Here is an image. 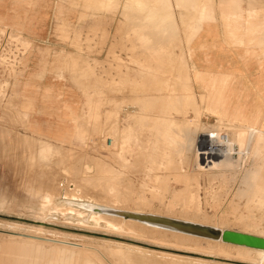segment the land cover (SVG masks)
<instances>
[{"label": "rangeland", "instance_id": "rangeland-1", "mask_svg": "<svg viewBox=\"0 0 264 264\" xmlns=\"http://www.w3.org/2000/svg\"><path fill=\"white\" fill-rule=\"evenodd\" d=\"M0 16V264H63L79 250L83 264H258L211 254L204 241L113 228L97 217L105 214L89 217L60 201L94 199L264 230V130L239 117L210 116L214 98L193 93L189 67L191 43L208 21L244 24L263 46L264 0H0ZM212 130L239 135L236 151L247 147L250 130L254 140L243 158L232 154L234 161L200 157L197 145ZM62 131L73 132L72 140L56 139ZM45 140L63 160L52 152L39 158ZM46 193L55 198L42 210Z\"/></svg>", "mask_w": 264, "mask_h": 264}, {"label": "bare ground", "instance_id": "bare-ground-1", "mask_svg": "<svg viewBox=\"0 0 264 264\" xmlns=\"http://www.w3.org/2000/svg\"><path fill=\"white\" fill-rule=\"evenodd\" d=\"M171 3V2H170ZM172 5V4H171ZM247 5V4H246ZM33 6H34V4H33ZM174 5H172V7H173ZM175 7V6H174ZM232 8V7H231ZM118 9V8H117ZM237 11H238V9H236ZM244 10V9H243ZM124 11V10H123ZM137 12V11H136ZM122 14V13H121ZM141 14V13H140ZM131 15V14H130ZM141 15H143V14H141ZM140 15V16H141ZM1 18V17H0ZM141 18H143V17H141ZM121 19V18H120ZM148 19V18H147ZM134 20H135V18H134ZM138 20V19H137ZM153 19H151V21H152ZM155 21L157 20V18L156 19H154ZM173 20V19H172ZM144 22H148V27H149V24L151 23L152 24V26H154L155 24H157V23H155V24H153L152 22H150V21H145V19H144ZM144 22L143 23H138L137 22V24H135V25H138V24H144ZM157 22V21H156ZM165 23V22H164ZM177 23V22H176ZM134 24H132V25H134ZM201 24V23H200ZM134 25V26H135ZM146 25H147V23H146ZM166 25V24H165ZM142 26V25H141ZM162 26H164V25H162ZM128 27V26H127ZM147 26H146V28H148ZM155 27V26H154ZM159 27H161V24H160V26ZM165 27V26H164ZM163 27V28H164ZM2 28V27H1ZM0 28V29H1ZM153 28V27H152ZM165 28H168V27H165ZM163 29V30H167V29ZM170 28H171V26H170ZM16 29V28H15ZM130 29V28H129ZM158 29V31L157 32H159V30H162V29H160V28H157ZM156 29V30H157ZM169 29V28H168ZM19 30V29H18ZM148 30V29H147ZM147 30H145V31H147ZM149 30H155V29H150L149 28ZM155 30V31H156ZM170 30V29H169ZM168 30V32H170ZM175 30V29H174ZM193 30H196L195 28H193ZM21 31V30H20ZM144 32V31H143ZM162 32H165V31H162ZM17 33V32H16ZM145 33V32H144ZM149 33V34H148ZM151 33H153L152 31H151ZM160 33V32H159ZM20 34V33H19ZM19 34H17V35H19ZM30 34V33H29ZM124 34V33H123ZM146 34H148V35H150V36H152V34H150V32H147ZM170 34H172L171 32H170ZM16 35V36H17ZM21 35V34H20ZM262 35V34H261ZM22 38V37H21ZM23 38L25 39V36H23ZM170 40H171V38L172 37H168ZM28 40V39H27ZM11 41V40H10ZM156 41V40H155ZM159 41H162L161 39L159 40ZM16 42V41H15ZM153 42V41H152ZM165 42V41H164ZM84 43V42H83ZM152 44V43H151ZM151 44L150 45H148V47H151ZM154 44V43H153ZM164 44V43H163ZM4 45V44H3ZM156 45V44H155ZM153 46V45H152ZM147 47V46H146ZM3 48V47H2ZM15 48V47H14ZM64 48V47H63ZM50 52V51H49ZM112 55V54H111ZM126 55V54H125ZM56 56V55H55ZM42 57V56H41ZM87 57V56H86ZM112 57V56H111ZM48 59V58H47ZM58 63V62H57ZM76 63V62H75ZM75 63H73V64H75ZM76 65V64H75ZM74 65V66H75ZM140 65H142V64H140ZM63 68V67H62ZM143 68H144V66H143ZM14 70V69H13ZM21 71V70H20ZM150 71V70H149ZM57 73V72H56ZM55 73V74H56ZM59 73H61V72H59ZM59 73H58V75H59ZM71 74V73H70ZM63 75V74H62ZM102 76V75H101ZM72 77V76H71ZM65 78V77H64ZM199 78V77H198ZM190 79V78H189ZM73 82V81H72ZM188 82V81H187ZM190 82V81H189ZM73 93V92H72ZM192 94V93H191ZM191 94H189L190 96H191ZM186 100H188V99H186ZM188 102V101H187ZM6 104V103H5ZM220 104V103H219ZM74 106V105H73ZM132 107V106H131ZM8 108V107H7ZM128 108V107H127ZM4 109V108H3ZM215 110V109H214ZM8 112V111H7ZM216 112V111H215ZM121 113V112H120ZM17 114V113H16ZM76 115V114H75ZM10 116H12V115H10ZM17 116H19V115H17ZM27 116V115H26ZM177 119V118H176ZM220 119V118H219ZM6 120V119H5ZM175 120V119H174ZM173 120V121H174ZM179 120V119H178ZM172 121V122H173ZM186 121V120H185ZM12 122V121H11ZM180 122V121H179ZM175 123H177V122H175ZM16 124V123H15ZM178 124V123H177ZM177 124H174V125H177ZM223 124V123H222ZM170 125H172V124H170ZM233 125V124H232ZM169 126V125H168ZM178 126H180V125H177V126H173L175 129L176 128H179ZM2 127V126H1ZM129 127V126H128ZM127 127V128H128ZM172 126H170V128H168L169 129V132L168 133H171L170 132V129H172L171 128ZM4 128V127H3ZM7 128V127H6ZM129 129V131H130V128H128ZM202 129V128H201ZM3 130V129H2ZM7 130V129H6ZM179 130H181V129H178V132H179ZM218 130H220V129H218ZM246 130V129H245ZM5 131V130H4ZM14 131V130H13ZM13 131H11V135H12V132ZM129 131H128V134H129ZM175 131V132H174ZM232 131V130H231ZM252 130H250L249 132H248V134L246 135V136H244V137H246V140H247V143H246V145L245 146H247V147H241L239 150H235L234 149V145L235 144H237L238 145V143L236 142H234V138H237V137H239V135L238 136H236V135H234L233 133H232V135H228V139H225V138H222V136H221V133H219L217 130H212V131H208L207 133H205V135L202 133V135H204L203 137H202V140H201V143H200V145H201V147L204 149V150H202V152L200 153V157H202L203 155H207L209 158H210V156H213V157H215L217 160H221V159H224V158H228V159H230V160H232V161H234L233 160V157H232V154L236 151L238 154H241L240 156H241V158H243V156H244V154L246 153V151H245V149H247L248 148V146H250V144L251 143H253V140H254V134H253V131L251 132ZM173 132L174 133H177L176 132V130H173ZM234 132V131H233ZM245 132V131H244ZM174 133H172V134H174ZM198 133V132H197ZM236 133H238V132H236ZM128 134L127 133H125L124 134V136L125 137H127L128 136ZM165 134H167V133H165ZM239 134V133H238ZM7 135V134H6ZM176 135V134H175ZM195 135V134H194ZM9 136H10V134H9ZM174 135H170V136H167V137H173ZM197 136H198V134H197ZM236 136V137H235ZM10 137H12V136H10ZM19 137H22V136H19ZM256 137V136H255ZM7 138V137H6ZM9 138V137H8ZM25 138V137H24ZM198 138V137H197ZM240 138V137H239ZM257 138V137H256ZM173 139V138H172ZM174 139H175V137H174ZM9 140V139H8ZM12 140V139H11ZM17 140V139H16ZM24 141H25V139H23ZM36 140V139H35ZM40 140H42V139H40ZM58 140H62V139H58ZM7 141V140H6ZM20 141V140H19ZM39 141V140H38ZM37 141V142H38ZM46 141V140H45ZM169 141H171V140H169ZM236 141V140H235ZM240 141H242L243 142V140H241L240 139ZM21 142V141H20ZM26 142V144H27V140L25 141ZM61 142V141H60ZM171 142H173V141H171ZM226 143V146L225 147H223L222 145H221V143ZM31 143V142H30ZM29 143V144H30ZM32 143H35V141L33 142L32 141ZM39 144H41L40 142H38ZM6 144V143H5ZM35 146H37V144H35ZM53 146H55L54 144H51V142H45L44 144L42 143V145H40V152H39V150L37 151V154H38V152H39V158H40V153H41V155L43 156V155H48V154H50L52 151V148H54L55 149V152H57V151H59L60 152V150L58 149L59 148V146L57 147V151H56V147H53ZM57 146V145H56ZM61 146V145H60ZM239 146V145H238ZM6 147H7V145H6ZM52 147V148H51ZM29 148H31V147H29ZM62 149H63V147H61ZM193 148V147H192ZM201 148V149H202ZM245 148V149H244ZM53 149V150H54ZM70 149V148H69ZM72 149V148H71ZM70 149V150H71ZM193 149H195V148H193ZM243 149V150H242ZM64 150V149H63ZM65 150H68V149H65ZM85 150V149H84ZM162 150H163V148H162ZM23 151V150H22ZM21 151V152H22ZM62 151V150H61ZM69 151V150H68ZM73 151H74V149H73ZM72 150L70 151V152H73ZM114 151H116V149L114 150ZM118 151V150H117ZM165 151V150H164ZM169 151V150H168ZM181 151V150H180ZM20 152V151H19ZM59 152H57L58 154H59ZM66 153H67V151H65ZM65 152H64V154H65ZM162 151H160V153H161ZM170 152V151H169ZM168 152V153H169ZM179 152V151H178ZM63 153V152H62ZM184 153V152H183ZM190 153V152H189ZM52 154H53V152H52ZM51 154V155H52ZM162 154V153H161ZM167 154V153H166ZM172 154V153H171ZM176 154H178V153H176ZM53 155H55V157H59V155L58 156H56V154H53ZM61 155V154H60ZM69 155H76L75 153L74 154H69ZM87 155V154H86ZM101 155V154H100ZM169 155H170V153H169ZM169 155H167L168 156V158H169ZM183 155V154H182ZM181 155V156H182ZM31 156V155H30ZM41 156V157H42ZM65 156V155H64ZM63 156V154H62V157H64ZM163 156V155H162ZM165 156V155H164ZM177 156V155H176ZM246 156V155H245ZM45 157V156H44ZM54 157V156H53ZM65 157H67V156H65ZM64 157V161H66L67 159H70V157H68L67 159ZM172 157H174V156H172ZM172 157H170V159L172 158ZM178 157V156H177ZM61 160H63L62 158H61V156L59 157ZM75 159L77 158V157H74ZM165 158H167V157H165ZM179 158V157H178ZM194 158V157H193ZM29 159V158H28ZM38 159V158H37ZM36 159V160H37ZM44 158H42V159H39L40 161L41 160H43ZM49 159V158H48ZM79 159V158H78ZM83 159V158H82ZM170 159H168V160H170ZM47 160V159H46ZM60 160V161H61ZM74 160V159H73ZM196 160H197V158H196ZM49 161V160H48ZM51 161V160H50ZM89 161V160H88ZM198 161V160H197ZM200 161V160H199ZM198 161V162H199ZM214 161V160H213ZM227 161V160H226ZM34 162V161H33ZM68 162V161H67ZM66 162V163H67ZM169 162H171V161H167V164L169 163ZM195 162V161H194ZM201 162V161H200ZM40 163V162H39ZM41 163H42V161H41ZM61 163V162H60ZM64 163V162H63ZM147 163V162H146ZM173 163V162H172ZM171 163V164H172ZM176 163H178V160L176 161ZM50 164H51V162H50ZM50 164H46V165H50ZM201 164V163H200ZM203 164V163H202ZM228 164H230V163H228ZM231 164H234V163H231ZM238 164V163H237ZM245 164V163H244ZM39 165V164H38ZM42 165V164H41ZM43 165H44V163H43ZM63 165V164H62ZM64 165H66V164H64ZM45 166V165H44ZM111 166V165H110ZM180 166V165H179ZM227 166H229V165H227ZM234 166V165H233ZM46 167H49V166H46ZM67 167L68 166H66V171H67ZM79 167V166H78ZM87 169H90V166L89 165H87V166H85ZM95 167V166H94ZM202 167V166H201ZM211 167V166H210ZM251 167V166H250ZM253 167V166H252ZM41 168H44V167H41ZM40 168V169H41ZM65 168V167H64ZM63 168V169H64ZM81 168V167H80ZM194 168V167H193ZM227 168V167H226ZM47 169V168H46ZM83 169V168H82ZM85 169V168H84ZM100 169V168H99ZM164 169V168H163ZM190 169V168H189ZM211 169V168H210ZM214 169V168H213ZM229 169V168H228ZM69 170V169H68ZM202 170V169H201ZM227 170V169H226ZM70 171V170H69ZM174 171V170H173ZM176 172V171H175ZM239 172V171H238ZM146 173V172H145ZM155 173V172H154ZM125 174V173H124ZM151 174V173H150ZM180 174V173H179ZM184 175V174H183ZM237 175V174H236ZM177 176V175H176ZM84 177H86L85 175H84ZM90 177V176H89ZM166 177H168V175H166ZM180 177L181 178H183V176H181L180 175ZM123 178V177H122ZM178 178H179V176H178ZM85 179V178H84ZM88 179V178H87ZM116 179V178H115ZM170 179V178H169ZM163 180V179H162ZM167 180H168V178H167ZM181 181H183V180H181ZM79 182V181H78ZM162 183V182H161ZM116 184V183H115ZM146 185V184H145ZM252 186V185H251ZM79 187H80V185H79ZM155 187V186H154ZM249 187H250V185H249ZM147 188V187H146ZM101 189H103V188H101ZM148 189H149V187H148ZM69 190V189H68ZM185 190V189H184ZM244 190V189H243ZM70 191V190H69ZM73 191V190H72ZM151 191V190H150ZM173 191V190H172ZM74 192H75V190H74ZM74 192H72V193H69V194H71L72 196H74V195H76V193H74ZM108 192V191H107ZM106 192V193H107ZM97 194V193H96ZM102 194V193H101ZM116 194H118V193H116ZM129 195V194H128ZM174 195V194H173ZM182 195V194H181ZM76 196H78V195H76ZM102 196V195H101ZM54 195L52 194V193H46L45 194V203L42 205V210L43 209H49V207L51 206V204H53V202H54ZM91 198V197H90ZM145 198V197H144ZM152 198V197H151ZM178 198H179V195H178ZM82 199V198H81ZM132 199V198H131ZM154 199V198H153ZM152 199V200H153ZM175 199V198H174ZM93 201H91V200H86L85 201V199H83V200H80V199H69V198H64L63 200H61L60 201V203H62V205H72V206H75V208L76 207H78V208H80V209H82V210H85V212H87V214L86 215H88L89 217L92 215V214H94V213H103V214H105V215H101V214H98V218L100 217H102V218H104L105 219V221H106V223L109 225V226H111V227H113V228H117V229H124V228H129V229H131V230H133V232L134 231H139V232H141V231H144V232H150V234L151 233H158V234H160V235H168V234H170V236H173L174 238L176 237V238H178V241L179 240H182V241H187V240H190V241H193V242H198V241H204L205 243H207L208 244V247H209V249L211 250L209 253H211V254H214V255H216V256H220L219 254H223V255H227L226 257H229V255L230 254H235L236 256H238L239 257V259H241V261H251L252 259H254V261L255 260H257L258 262V264H263L264 263V230H259V229H253V230H240V228L239 229H236V227H235V229H231V228H228V227H224V226H219V225H217V224H215V223H211V222H208V219H206V217H205V219L207 220V221H205V220H203V219H201V221H199V220H195V219H190V218H185V217H176V216H170L169 214L167 215V214H160V213H155V212H144V211H142V210H144V209H141V210H139V209H128L127 207L126 208H121V207H118V206H113V205H109V204H100V203H96V202H98V201H96V200H94V199H92ZM104 200V199H103ZM129 200V199H128ZM141 200V199H140ZM131 201V200H130ZM199 201V200H198ZM126 202V201H125ZM137 202H138V200H137ZM141 203H142V200H141ZM147 203H149V202H147ZM151 203V202H150ZM127 204V203H126ZM142 204H144V203H142ZM122 205H124V204H122ZM149 205V204H148ZM71 206V207H72ZM80 206H82L83 208H85V209H83L82 207H80ZM101 206H103V207H101ZM137 206V205H136ZM135 206V207H136ZM143 206H145V205H143ZM80 209H78V210H80ZM79 212V211H78ZM108 212H111V214H109ZM200 213V212H199ZM206 216V215H205ZM204 218V217H203ZM93 220V219H92ZM98 221H100V219L98 220ZM228 222V221H227ZM227 222H224L223 221V223H227ZM230 223V222H229ZM231 225V224H230ZM244 225H246V224H244ZM258 225V224H257ZM233 227V226H232ZM246 228V227H245ZM247 229V228H246ZM14 230V229H13ZM13 232V231H12ZM11 232V234H13ZM143 232V233H144ZM14 234H16L17 235V233H14ZM146 234V233H145ZM21 235V234H20ZM29 237L30 236H33L32 234H27ZM36 235H38V234H36ZM35 235V236H36ZM142 235V234H141ZM148 236H149V233H148ZM12 237H14V238H19V237H15V236H13L12 235ZM25 238V237H23V238H19V239H23V240H25V241H31V242H35V244L37 243L36 242V240H34V239H31V238ZM33 238H35V237H33ZM166 238V237H165ZM51 239V238H50ZM167 239V238H166ZM55 240V239H54ZM46 242H47V240H46ZM48 243H50V242H48ZM183 243V242H182ZM24 244V243H23ZM22 244V245H23ZM26 244H28V243H26ZM40 244V243H39ZM38 244V245H39ZM57 244V243H56ZM179 244V243H178ZM21 245V246H22ZM59 245H61V244H59ZM58 245V246H59ZM67 245V244H66ZM199 245V244H198ZM19 246V245H18ZM8 247H9V245H8ZM72 247V246H71ZM21 248V247H20ZM140 248V247H139ZM18 249H19V247H18ZM54 249H57V248H54ZM79 249H82V248H79ZM21 251V250H20ZM206 251H209V250H206ZM214 251V252H213ZM19 252V251H18ZM153 252V251H152ZM74 253V252H73ZM82 253H83V251L82 250H79V252L78 253H75V255H76V257H73L72 258V260L73 261H69V262H67L68 261V259H66V258H61V260L63 261V264H73V263H77V264H79L78 262H82V264H83V261H82V258H83V256H82ZM163 253V252H162ZM57 254H58V251H57ZM18 255V254H17ZM84 255V254H83ZM159 255V254H158ZM234 255V256H235ZM89 256H91V255H89ZM89 256H87V257H89ZM165 257V256H164ZM183 257V256H182ZM215 257V256H214ZM225 257V256H224ZM20 258H21V256H15L14 257V260L13 261H15V262H18L19 260H20ZM23 258V257H22ZM176 258V257H175ZM230 258V257H229ZM86 260H87V263H84V264H100V262H95L94 260H90V258H86ZM196 261V260H195ZM210 261H212V260H210ZM213 261H215L216 262V260H214L213 259ZM218 263H225V262H220V261H218ZM229 264V263H228Z\"/></svg>", "mask_w": 264, "mask_h": 264}, {"label": "crops", "instance_id": "crops-1", "mask_svg": "<svg viewBox=\"0 0 264 264\" xmlns=\"http://www.w3.org/2000/svg\"><path fill=\"white\" fill-rule=\"evenodd\" d=\"M258 41L244 24L226 27L220 20L208 21L191 43L189 67L193 93L214 98L209 108L216 113L210 116L239 117L264 130V45ZM72 134L62 131L55 138L72 140Z\"/></svg>", "mask_w": 264, "mask_h": 264}, {"label": "built area", "instance_id": "built-area-1", "mask_svg": "<svg viewBox=\"0 0 264 264\" xmlns=\"http://www.w3.org/2000/svg\"><path fill=\"white\" fill-rule=\"evenodd\" d=\"M221 136H222V138H225V139H228V134L227 133H221ZM221 145L223 146V147H225L226 146V143L224 142V143H221ZM202 147H201V145L200 144H198L197 145V152H199V155H200V153L202 152V150H204L203 148L201 149ZM235 153H237V152H235Z\"/></svg>", "mask_w": 264, "mask_h": 264}]
</instances>
